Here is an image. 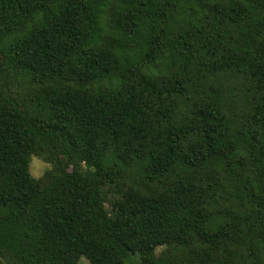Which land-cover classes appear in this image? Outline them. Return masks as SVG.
Here are the masks:
<instances>
[{
  "label": "trees",
  "instance_id": "16d2710c",
  "mask_svg": "<svg viewBox=\"0 0 264 264\" xmlns=\"http://www.w3.org/2000/svg\"><path fill=\"white\" fill-rule=\"evenodd\" d=\"M81 258L264 264V0H0V264Z\"/></svg>",
  "mask_w": 264,
  "mask_h": 264
},
{
  "label": "rangeland",
  "instance_id": "374dc122",
  "mask_svg": "<svg viewBox=\"0 0 264 264\" xmlns=\"http://www.w3.org/2000/svg\"><path fill=\"white\" fill-rule=\"evenodd\" d=\"M52 169V165L41 157H32L30 164L31 175L36 179H41ZM79 264H90L85 258H81Z\"/></svg>",
  "mask_w": 264,
  "mask_h": 264
}]
</instances>
